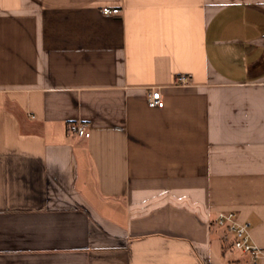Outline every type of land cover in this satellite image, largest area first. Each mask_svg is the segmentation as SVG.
I'll return each instance as SVG.
<instances>
[{"label": "crops", "instance_id": "1", "mask_svg": "<svg viewBox=\"0 0 264 264\" xmlns=\"http://www.w3.org/2000/svg\"><path fill=\"white\" fill-rule=\"evenodd\" d=\"M229 211L264 252V0H0V264H251Z\"/></svg>", "mask_w": 264, "mask_h": 264}, {"label": "built area", "instance_id": "2", "mask_svg": "<svg viewBox=\"0 0 264 264\" xmlns=\"http://www.w3.org/2000/svg\"><path fill=\"white\" fill-rule=\"evenodd\" d=\"M101 13L103 16H115L120 17L121 9L118 8H102ZM190 80L188 77L182 75L177 78V84L179 86H187ZM148 105L150 108H163L165 106L164 100H162L161 92L158 89H154L152 93L148 95L147 98ZM67 130L78 138H89L91 136V131L89 130V125L85 122H72L68 124ZM215 224L219 228L226 230L227 235L230 236V243L232 247L241 253H246L250 256L251 264H259L264 257V252L262 249L257 247L254 242H252L249 233V226L247 223H239L237 216L234 212H219L215 219Z\"/></svg>", "mask_w": 264, "mask_h": 264}]
</instances>
